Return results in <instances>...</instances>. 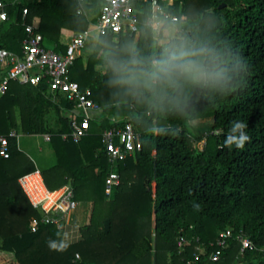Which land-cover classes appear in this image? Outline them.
<instances>
[{
    "label": "trees",
    "instance_id": "1",
    "mask_svg": "<svg viewBox=\"0 0 264 264\" xmlns=\"http://www.w3.org/2000/svg\"><path fill=\"white\" fill-rule=\"evenodd\" d=\"M102 2L20 0L8 12L26 7L25 21L39 17L42 44L64 52L61 35L87 28ZM156 2L160 27L147 23L153 0H137V33L98 35L70 65L69 79L89 88L103 113L78 140L62 137L76 106L63 92L11 81L0 96V132L48 133L55 162L38 167L44 184H70L88 213L81 239L64 250L49 247L62 239V225L31 231L30 220L41 214L18 177L37 167L9 137V156L0 155V264H264V0ZM169 27L174 37L158 43ZM24 36L20 17L0 23V47L18 52ZM176 63L186 68L159 72ZM111 117L129 119L142 143L114 166L102 141L115 124ZM197 119L211 123L197 132ZM242 134V147L226 143ZM111 169L119 183L106 194ZM227 230L232 234L213 261ZM239 231L252 248L240 250Z\"/></svg>",
    "mask_w": 264,
    "mask_h": 264
},
{
    "label": "built area",
    "instance_id": "2",
    "mask_svg": "<svg viewBox=\"0 0 264 264\" xmlns=\"http://www.w3.org/2000/svg\"><path fill=\"white\" fill-rule=\"evenodd\" d=\"M19 1L0 0V23L7 20L16 21L20 17L25 29V36L20 42L18 52L0 47V96L6 93L11 81H17L20 84H43L46 90L54 95L56 92H63L69 100L76 102V106L71 111L70 131L63 133L62 137L70 136L78 140L87 133L90 119L100 111V106L91 99L89 88L81 90L77 82L69 79L68 69L75 57L81 54L86 41L93 35V32H96V35L108 32L118 33L124 30L137 33L138 18L134 8L137 0H103L96 20L90 22L87 28L72 34L65 44L64 52H57L42 44L41 34L37 31V18L34 16L30 22L25 21L28 13L26 7L20 9L15 6L12 15L9 14L8 5ZM76 1L81 2L82 0ZM159 13H161L160 5L153 0L151 13L147 18V23L153 28L156 27L155 22L158 23ZM111 120L115 124L102 131V141L107 160L114 166L116 161L125 159L139 150L142 143L139 133L129 119L111 117ZM119 121L122 122L121 125ZM9 137L17 139L15 130L12 129L7 134L0 132V155L2 157L9 156ZM43 137L46 140L50 139L48 133H44ZM18 182L33 207L40 210V217L30 220L29 229L31 231H36L40 224L62 225L66 216L77 206L72 186L67 183L54 190L48 189L38 167L19 176ZM118 183L119 174L111 169L105 178V193L110 194L113 186ZM231 234L230 230L220 232L215 243L216 247L210 253L211 260L219 259ZM235 238L240 243V250L253 247V243L243 231L237 232ZM183 243L184 239L178 241V245ZM74 259H80L79 253H75ZM195 259H198V253H195Z\"/></svg>",
    "mask_w": 264,
    "mask_h": 264
},
{
    "label": "rangeland",
    "instance_id": "3",
    "mask_svg": "<svg viewBox=\"0 0 264 264\" xmlns=\"http://www.w3.org/2000/svg\"><path fill=\"white\" fill-rule=\"evenodd\" d=\"M156 27H160V23L155 22ZM165 29V28H164ZM162 31V38L157 39L158 43L162 44L168 41V39L174 37L175 29L170 28ZM96 32H93V35L86 41L85 50L82 52L83 56H86L87 52L90 51L92 45L95 44ZM64 40V39H63ZM51 47L50 45H47ZM103 113L98 112L97 117H100ZM211 119H197L192 122L197 132H200L202 128L209 125ZM18 138V147L22 150L28 157H30L35 163L36 167L47 168L55 162L54 152L50 145V142L44 140L42 133L37 134H26L20 130H15ZM204 143V140L201 141V144ZM77 209L80 210V213L77 215V212L72 216V221H77L78 223L86 220L85 214L87 211V203L81 202L77 205ZM86 222V221H85Z\"/></svg>",
    "mask_w": 264,
    "mask_h": 264
},
{
    "label": "crops",
    "instance_id": "4",
    "mask_svg": "<svg viewBox=\"0 0 264 264\" xmlns=\"http://www.w3.org/2000/svg\"><path fill=\"white\" fill-rule=\"evenodd\" d=\"M7 2H12V1H17V0H6ZM37 18V22L39 23V17L38 16H35ZM170 28H173V27H169V28H165L164 30L166 29H170ZM72 34H66V33H63L61 35V42L65 45L70 37H71ZM91 37V36H90ZM89 37V38H90ZM88 38V39H89ZM97 38H98V35H96V38H95V43L97 41ZM64 39V40H63ZM43 135V134H42ZM44 138V137H43ZM18 140V138H17ZM46 140V139H44ZM50 140V139H49ZM49 140H46L49 142ZM17 146H18V141H17ZM35 164V163H34ZM36 166V165H35ZM38 167V166H37ZM40 168V167H39ZM81 202H84L85 201H77V205H79V203ZM87 203V202H86ZM77 212V215L80 213V210L77 209V206L75 209H73L65 218V221L64 223L62 224L63 226V233H62V239L64 238V234L67 233L70 235V238H71V242L70 243H73V242H76L78 240L81 239V233H80V227L83 226L87 221V211H86V214L84 218H86V220H83V222L81 223H78L77 221H72V216H74ZM69 243V244H70Z\"/></svg>",
    "mask_w": 264,
    "mask_h": 264
},
{
    "label": "clouds",
    "instance_id": "5",
    "mask_svg": "<svg viewBox=\"0 0 264 264\" xmlns=\"http://www.w3.org/2000/svg\"><path fill=\"white\" fill-rule=\"evenodd\" d=\"M157 64H161V62L157 61ZM186 65L184 64H169L167 66H161L159 69L160 73H163L165 76H167L172 70H182L185 69ZM237 128L240 127H245V125L243 123H237L235 125ZM248 137L246 135H241L238 139L237 138H231L230 140L226 141V143H232L233 141H235V143L237 144L238 147H242L243 143L245 140H247ZM71 242V238L70 235L65 233L64 234V238L61 239L60 241H56V240H49V247L52 249H56V250H64L68 247L69 243Z\"/></svg>",
    "mask_w": 264,
    "mask_h": 264
},
{
    "label": "water",
    "instance_id": "6",
    "mask_svg": "<svg viewBox=\"0 0 264 264\" xmlns=\"http://www.w3.org/2000/svg\"><path fill=\"white\" fill-rule=\"evenodd\" d=\"M224 5V3H221L220 5H219V7H222Z\"/></svg>",
    "mask_w": 264,
    "mask_h": 264
},
{
    "label": "bare ground",
    "instance_id": "7",
    "mask_svg": "<svg viewBox=\"0 0 264 264\" xmlns=\"http://www.w3.org/2000/svg\"><path fill=\"white\" fill-rule=\"evenodd\" d=\"M42 189H43V188H42ZM42 189H41V190H42Z\"/></svg>",
    "mask_w": 264,
    "mask_h": 264
}]
</instances>
